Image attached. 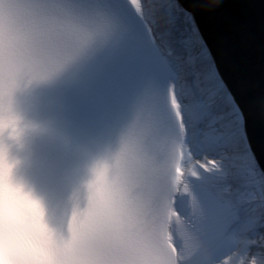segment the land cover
Wrapping results in <instances>:
<instances>
[{
	"label": "bare ground",
	"instance_id": "6f19581e",
	"mask_svg": "<svg viewBox=\"0 0 264 264\" xmlns=\"http://www.w3.org/2000/svg\"><path fill=\"white\" fill-rule=\"evenodd\" d=\"M140 9L146 8L148 11L154 10L156 2H159L161 9L159 12H163L168 15L171 23L174 24V28L166 26V32L169 36L175 39V30L177 26V20L181 17L183 8L180 7V0H136ZM187 1V0H186ZM192 0H188L190 3ZM187 3V4H188ZM156 4V5H155ZM151 13V12H150ZM155 18L152 20L155 23L162 21L164 26V17ZM155 19H160L156 20ZM175 60V59H173ZM183 73L181 75L182 82L180 83V97L185 104L186 110L188 105L193 103L191 110L193 118L201 121L202 134H198L196 141H193L196 145L206 144L209 151H203L201 153L202 158L198 159L196 152L193 151L192 143L190 146H186L183 149L184 153L190 160H198L203 163L204 170L208 172L206 174L207 181L211 182L213 186L218 187V184L223 185L226 188L227 194H234L231 197L235 200L238 207V216L236 217L233 225L227 224V230L225 228V239L217 254H214L208 260L204 261V264H215V259L219 256H224V259L219 264H264V198L261 197L259 186H257L255 179L264 174V170L256 163L257 156L251 150V145L248 138V134L243 132L244 129V117L249 120H253L250 111L247 110L248 99L239 100L244 112H239L240 104H236L233 97L238 96V89L235 88L234 95L229 97L225 93H217L208 84V81L202 74H194L189 70L187 61L180 64ZM193 92L187 91V88ZM184 89V92H182ZM186 90V91H185ZM194 102L192 101V99ZM245 98L246 95H245ZM246 107H245V102ZM187 137V136H186ZM188 140V138H186ZM189 141V140H188ZM264 141V140H263ZM255 146L258 145L255 142ZM195 148H198L195 147ZM260 150V145L259 148ZM262 153L261 151H258ZM264 154V153H262ZM221 156H227L231 160H227L226 163H220ZM202 159V160H201ZM215 162L220 169H211V164ZM253 166L256 168L257 175H251L249 172ZM256 176V177H255ZM218 183V184H217ZM246 260V261H245Z\"/></svg>",
	"mask_w": 264,
	"mask_h": 264
},
{
	"label": "snow or ice",
	"instance_id": "6c2138e0",
	"mask_svg": "<svg viewBox=\"0 0 264 264\" xmlns=\"http://www.w3.org/2000/svg\"><path fill=\"white\" fill-rule=\"evenodd\" d=\"M177 20L175 43L190 71L202 74L211 88L229 97L249 81L243 67L233 62L236 43L258 46L264 61V0H215L202 14L185 5ZM264 86V85H262Z\"/></svg>",
	"mask_w": 264,
	"mask_h": 264
},
{
	"label": "water",
	"instance_id": "95a60500",
	"mask_svg": "<svg viewBox=\"0 0 264 264\" xmlns=\"http://www.w3.org/2000/svg\"><path fill=\"white\" fill-rule=\"evenodd\" d=\"M181 4L189 9L202 14L203 8H193V3L211 6L215 0H180ZM188 3V4H187ZM233 62L243 67L246 72L249 83L246 86L239 88L238 96H234L237 103L239 100L248 99L247 110L250 111L253 120H246L248 138L253 147V151L257 156L260 167L264 170V61L261 59V53L258 46L248 45L242 42H237L233 53ZM235 90V89H234ZM233 90V95L236 91ZM237 93V92H236ZM245 95L247 98H245ZM240 108L244 112V107ZM257 142L258 145H254ZM260 145V150L259 148ZM261 151L262 153L258 152Z\"/></svg>",
	"mask_w": 264,
	"mask_h": 264
},
{
	"label": "rangeland",
	"instance_id": "374dc122",
	"mask_svg": "<svg viewBox=\"0 0 264 264\" xmlns=\"http://www.w3.org/2000/svg\"><path fill=\"white\" fill-rule=\"evenodd\" d=\"M250 173H251V174H256V175H257L256 170L254 171V169H252V168H251V170H250ZM255 177H256V176H255ZM261 181L264 182V177H263V176H260V177H258V178L255 179V182H256L257 186H259V188H260V192H261V193L263 194V196H264V184H263Z\"/></svg>",
	"mask_w": 264,
	"mask_h": 264
}]
</instances>
